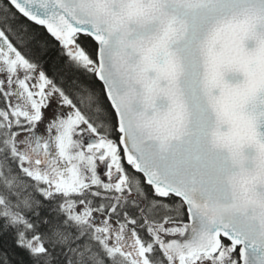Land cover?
I'll return each mask as SVG.
<instances>
[{"label":"snow or ice","instance_id":"6c2138e0","mask_svg":"<svg viewBox=\"0 0 264 264\" xmlns=\"http://www.w3.org/2000/svg\"><path fill=\"white\" fill-rule=\"evenodd\" d=\"M0 264H264V0H0Z\"/></svg>","mask_w":264,"mask_h":264}]
</instances>
